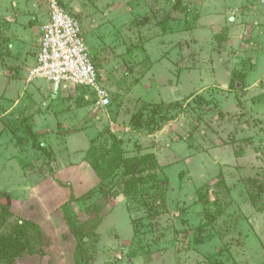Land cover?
<instances>
[{
  "label": "rangeland",
  "instance_id": "obj_1",
  "mask_svg": "<svg viewBox=\"0 0 264 264\" xmlns=\"http://www.w3.org/2000/svg\"><path fill=\"white\" fill-rule=\"evenodd\" d=\"M62 4L111 101L31 94L48 6L0 0V264H264V0ZM75 126L89 141L66 153ZM150 153L155 169L133 167Z\"/></svg>",
  "mask_w": 264,
  "mask_h": 264
},
{
  "label": "built area",
  "instance_id": "obj_2",
  "mask_svg": "<svg viewBox=\"0 0 264 264\" xmlns=\"http://www.w3.org/2000/svg\"><path fill=\"white\" fill-rule=\"evenodd\" d=\"M42 1L48 6V18L40 28L35 62L28 79L49 81L54 90L68 84L85 87L93 91L99 107H108L111 95L101 82L81 23L65 9L62 0Z\"/></svg>",
  "mask_w": 264,
  "mask_h": 264
},
{
  "label": "crops",
  "instance_id": "obj_3",
  "mask_svg": "<svg viewBox=\"0 0 264 264\" xmlns=\"http://www.w3.org/2000/svg\"><path fill=\"white\" fill-rule=\"evenodd\" d=\"M40 1V0H39ZM42 1V0H41ZM125 1V0H124ZM43 2V1H42ZM44 3V2H43ZM124 4H125V2H124ZM15 6H16V4H15ZM124 6H126V4L124 5ZM123 7V6H122ZM35 11L37 10V7L35 6L34 8H33ZM115 9H114V7H107L106 6V9L104 10V11H102V12H100L101 13V18L100 19H98L97 18V20H94L92 23H91V26L95 23L96 25H98V24H100L101 25V27L103 26V28L105 29V27L104 26H106V25H104L105 24V22H106V24H109L107 21H109V18H108V16H110L109 14H110V12L111 11H114ZM47 11V10H46ZM74 13L77 15V14H80V8H78V7H76L74 10ZM34 12V11H33ZM32 12V14L33 15H36V17H35V23H37V21H38V17H39V15H41V16H43L42 17V19L45 21L47 18H48V13L46 12V14H44L43 12H41L40 14L38 13H33ZM45 12V11H44ZM18 13V12H17ZM43 13V14H42ZM99 14V13H98ZM16 17H15V22H13V23H11V26H10V28L9 29H11V31H12V27H16V25H17V18H19L20 20H21V16H19V15H17L16 13L14 14ZM44 16H46V18H44ZM41 22H43L42 20H41ZM40 24V23H39ZM42 26V23H41V25H40V27ZM20 27L21 28H24V29H27V28H25L24 26L22 27L21 26V24H20ZM30 28V30H32V31H30V33L29 34H31V35H33L32 37H35V33H33L34 32V26H31V27H29ZM104 29H99V31L97 32V34H100L99 32H101V34H106V30H104ZM104 32V33H103ZM12 34H15V35H13L14 36V38L16 39V40H13L14 42H13V48H11L12 49V51H14V52H19L20 50H21V48H20V42L19 41H17V34L16 33H14L13 31H12V33H11V35ZM29 34L27 35H23V36H29ZM40 34V33H39ZM96 34V36H97V39H99L98 38V35ZM31 37V36H30ZM36 39V38H35ZM38 40H39V37H37V41H36V45H35V49H33V61L35 62V53H36V49H37V45H38ZM99 43V42H98ZM97 46H98V44H97ZM17 49V50H16ZM95 61V63L97 62L96 60H94ZM34 62H33V65H34ZM97 64V63H96ZM33 65L31 66V67H28V70H27V72L25 73L26 74V76H25V78H26V81H31V82H36V81H40V82H37V84L36 85H33V92H31V94H33V95H36V97H40L42 94H40L41 92H39L38 91V89H40V86H39V84L41 83V84H44L43 82H45L46 80H44V79H41V78H35V79H31V80H29L28 79V75H29V72H30V69L33 67ZM97 66V65H96ZM97 68H98V70H99V67L97 66ZM47 83H48V86H51L52 87V84L49 82V81H46ZM7 86V85H6ZM4 87L3 88V92L4 93H6L9 89H8V87ZM62 87V86H61ZM53 88V87H52ZM54 89V88H53ZM58 90H60V87L57 89V90H55V91H58ZM4 95L2 94L1 95V98L3 97ZM9 98H11V97H6V96H4V99H9ZM3 99H1V101H2ZM47 103H46V108H47ZM49 108V107H48ZM7 115V114H6ZM31 127H32V129H33V127H34V124L33 125H31ZM77 126H75V127H72L71 129H70V133H72V134H70V135H67V134H64L63 136H61V137H63L64 139L63 140H66V142H67V144H66V153H70V154H76L77 153V151H79V150H81V149H84L85 147H80V146H77V145H84V143L86 142L87 143V141H89V140H86L85 139V141H84V139H83V137L85 138H87V136H86V133H87V131H89V130H82V129H77L76 128ZM67 130V129H66ZM67 133V132H66ZM2 135V134H1ZM85 135V136H84ZM78 136H81V138L80 137H78ZM65 144V143H64ZM14 146V145H13ZM81 153V152H80ZM15 155V154H14ZM4 156V155H3ZM18 157H16L17 159V162H18V160H19V155H17ZM4 157H0V170H6V165H3V159ZM84 158V157H83ZM83 158H82V160H81V163H83ZM26 160H28V158L26 159ZM10 162H13V160H12V158L10 159ZM85 163H87L88 165H90L91 166V164H90V162H87V161H84ZM21 163V162H20ZM22 163H23V166H24V164H26V163H24V161H22ZM16 164V163H15ZM92 167V166H91ZM93 168V167H92ZM12 170H14V168L12 169ZM15 170H17V169H15ZM93 170H94V168H93ZM7 171H11V169H9L8 170V167H7ZM80 171H82V169L80 170ZM83 171H85V169L83 170ZM14 172H18V173H21L22 174V172H23V170H17V171H14Z\"/></svg>",
  "mask_w": 264,
  "mask_h": 264
},
{
  "label": "trees",
  "instance_id": "obj_4",
  "mask_svg": "<svg viewBox=\"0 0 264 264\" xmlns=\"http://www.w3.org/2000/svg\"><path fill=\"white\" fill-rule=\"evenodd\" d=\"M132 160L135 161V162H131V163H133V167H135V166L142 167V169H145L146 166H147V168H152V169H155L157 167V163L155 161V156L152 153L145 154V155H142L140 157H135ZM125 161L129 163V161H131V160L126 159ZM100 162H101V159L99 160L98 163H100ZM96 171H97V169H96ZM81 251H82L81 247L80 246L77 247V253L81 254Z\"/></svg>",
  "mask_w": 264,
  "mask_h": 264
}]
</instances>
